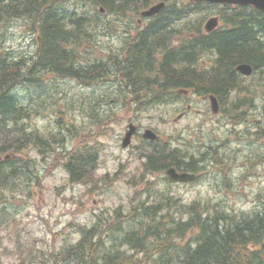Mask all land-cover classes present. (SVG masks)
I'll list each match as a JSON object with an SVG mask.
<instances>
[{"label":"rangeland","instance_id":"374dc122","mask_svg":"<svg viewBox=\"0 0 264 264\" xmlns=\"http://www.w3.org/2000/svg\"><path fill=\"white\" fill-rule=\"evenodd\" d=\"M212 8L206 9L208 14L220 9ZM196 15L190 17L191 21L197 19ZM116 17L108 16L105 21L119 30L127 19ZM31 26L27 19L6 17L0 27V54L8 60L14 54L33 57L37 39L26 28ZM115 34L111 31L110 36H99L106 51L119 46ZM79 58L87 61L97 55L82 53ZM256 77L244 80V85L253 91V100L242 108V117L235 105V100L244 96L242 93L228 100L220 114H213L209 104L198 95L170 104H133L120 99L116 83L107 79L89 83L44 74L40 86L19 84L16 91L22 101L38 108L25 121L26 129L50 139L65 140L51 141L54 150L27 144L21 155L33 164L30 178L19 180L8 173L6 181H0V264H52L55 260L59 264V249L78 242L83 236L82 228L100 223L103 217L106 221H101L100 228L108 242L115 233L108 231L116 224L117 210L129 213L143 202L148 206L156 198L164 197L165 192L175 210L199 201L255 211L258 195L264 196V136L256 134L264 124V80L263 74L254 81ZM190 102L193 110L179 118L181 109L185 107L186 111ZM131 118L199 161V181L171 185L164 171L146 170L139 151L145 148L150 152V147L139 138L130 148L122 145ZM66 125L72 129L75 126L81 135H71ZM83 142L99 150V160L96 171L77 183L68 176L63 160L67 149ZM216 155L225 159L222 166L216 164ZM108 216L111 219H106ZM122 249L128 253L132 250L126 246Z\"/></svg>","mask_w":264,"mask_h":264},{"label":"trees","instance_id":"16d2710c","mask_svg":"<svg viewBox=\"0 0 264 264\" xmlns=\"http://www.w3.org/2000/svg\"><path fill=\"white\" fill-rule=\"evenodd\" d=\"M51 1L10 0L4 3V0H0V20L10 16L23 17L33 24L38 22L43 38L41 56L29 60L17 56L9 61L6 56H0V155L10 150L22 152L27 144L47 146L48 150H54L51 141L65 140L50 139L26 129L25 121L38 108L33 103L22 101L16 89L21 83L42 85V74L70 76L83 81L111 78L119 89L120 99L128 100L131 97L133 104L150 105L171 102L173 95L182 88L198 90L199 87L195 86L199 82L207 85L202 95L214 93L224 103L233 90L243 93L244 88L240 87L235 71L236 65L241 62L253 64L256 70L262 69L258 74H264L263 12L254 9L246 11L249 8L232 10L229 28L209 35L202 33L201 44L195 36L193 39L188 37L181 57L180 49L147 44L149 35L144 31L130 47L127 61L116 65L118 57H110L104 63L106 67L103 64L88 67L78 59L83 51L77 47V42L86 39L87 14H77V10L62 13ZM89 1L94 9L100 5L116 16H136L156 0ZM181 14V8L170 0L168 7L158 16ZM165 31L158 22L153 24L150 40L156 41ZM70 41H75L72 43L76 47ZM159 48L163 50L162 60L155 55ZM153 49L154 58L150 64ZM203 50L215 51V60L210 67H204V64L198 66ZM75 56L77 60L73 58ZM251 103L246 96L235 100L241 117L244 113L242 108ZM67 129L73 136L81 135V131L75 127L67 126ZM256 134L264 136V124ZM152 146L150 160L146 164L150 173L162 171L168 166L179 168L181 163L188 169L197 165L195 159H189L187 164L181 162L182 156L177 148ZM96 152L94 146L83 142L65 155L73 180H82L87 173L92 174ZM15 161H18L17 164H14ZM32 166L21 158L3 160L0 162V181L5 182L8 173L19 180L30 178ZM258 197L255 211L251 212L224 207L221 203L208 202V205L199 201L175 210L170 206L168 192H165L164 197L156 198L148 206L143 202L140 206H134L129 213L117 210L114 217L116 224L108 231V234L115 232L109 236V246L104 230L100 228L101 221H106L103 217L100 223L82 228L83 236L78 242L59 249V264H264V196ZM122 246L133 251L128 253ZM52 264H57V260Z\"/></svg>","mask_w":264,"mask_h":264},{"label":"water","instance_id":"95a60500","mask_svg":"<svg viewBox=\"0 0 264 264\" xmlns=\"http://www.w3.org/2000/svg\"><path fill=\"white\" fill-rule=\"evenodd\" d=\"M200 1V0H197ZM210 2H230V3H239V4H254L257 8L264 10V0H206ZM164 6V3H160L158 5H155L151 7L148 10H145L142 12L143 15L148 16V15H153L157 12L160 11V9ZM218 18L213 17L209 19V21L206 24L207 30H213L215 26L217 25ZM240 71H242L245 74H250L252 72V67L248 64H242L238 67ZM212 100V108L215 112H218L220 109V105L218 100L214 97L211 96ZM131 134V133H130ZM130 134L128 138L125 140V144L129 142ZM146 136H149L152 139H157L158 134L155 133L153 130L148 129L146 132ZM167 176L170 178L171 181H181V180H186L189 178H193L194 175H188V173H179L176 168H170L166 171Z\"/></svg>","mask_w":264,"mask_h":264},{"label":"flooded vegetation","instance_id":"af4514ba","mask_svg":"<svg viewBox=\"0 0 264 264\" xmlns=\"http://www.w3.org/2000/svg\"><path fill=\"white\" fill-rule=\"evenodd\" d=\"M154 19H157V18H154ZM145 25H146V31L148 32V35H149V38H148L147 44L150 45V44H152V42L150 41V28H151L150 20H149L147 23H144L142 20H139V26H145ZM149 55H150V54H149ZM152 57H153V51H152V56L149 57V63H150V64L152 63ZM120 59H121V63H122L123 60H124V61H127L128 57L122 53ZM120 66H122V65H120ZM149 67H150V65H149ZM187 108H188V111H191L192 106L189 105ZM102 109H103V108H102ZM102 109H101V110H102ZM184 112H185V115H186V111H184ZM132 125L135 126V131H136V133H135V135H134V136H135V137H134V140H135L136 138H140V139H141V137H142V132H141V130H139V128H140L139 124L131 123L130 126H132ZM137 130H138V131H137ZM147 142L150 143V140H148ZM199 167H200V162L198 161V162H197V165H195V166L191 169L192 173L196 174V179H197V180L199 179V176L197 175V171L199 170ZM188 183H189V182H188Z\"/></svg>","mask_w":264,"mask_h":264},{"label":"bare ground","instance_id":"6f19581e","mask_svg":"<svg viewBox=\"0 0 264 264\" xmlns=\"http://www.w3.org/2000/svg\"><path fill=\"white\" fill-rule=\"evenodd\" d=\"M44 2V1H43ZM45 3V2H44ZM40 8H42V7H40ZM85 29L86 30H88L89 29V26L88 25H85ZM95 40L94 39H92V38H86L85 40H83V41H81V42H77V47H80L81 49L82 48H86L85 49V52L87 53V54H90V55H93V53H92V48H93V46L97 43V42H94ZM75 42V41H70V44L73 46V47H76L73 43ZM75 60H77V56H75V57H73ZM79 59V58H78ZM69 80H71V77L69 76V78H68ZM83 81V80H82ZM85 81V80H84ZM98 103V102H97ZM131 127V129L133 130V131H135V126L134 125H132V126H130ZM200 168V167H199ZM194 174V173H193ZM194 175H196V174H194Z\"/></svg>","mask_w":264,"mask_h":264}]
</instances>
